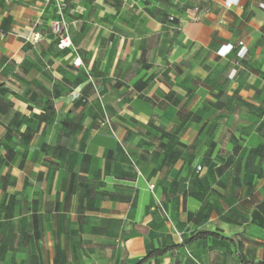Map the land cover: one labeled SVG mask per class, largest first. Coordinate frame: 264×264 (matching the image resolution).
Here are the masks:
<instances>
[{
	"label": "crops",
	"instance_id": "crops-1",
	"mask_svg": "<svg viewBox=\"0 0 264 264\" xmlns=\"http://www.w3.org/2000/svg\"><path fill=\"white\" fill-rule=\"evenodd\" d=\"M123 1L0 0V264H264V0Z\"/></svg>",
	"mask_w": 264,
	"mask_h": 264
},
{
	"label": "built area",
	"instance_id": "built-area-1",
	"mask_svg": "<svg viewBox=\"0 0 264 264\" xmlns=\"http://www.w3.org/2000/svg\"><path fill=\"white\" fill-rule=\"evenodd\" d=\"M47 1H55L56 6L58 9V16L57 18L53 21L51 27L53 29V33L56 36L58 40V48L61 51H74L76 52V49L74 47V43L72 40V36L69 30V24L66 22L64 19V14H63V5L60 3V0H47ZM240 0H225V6L227 8H231L233 6H238ZM40 35L37 34L35 36V41L39 40ZM242 45V44H241ZM242 49L241 54L244 56L246 52L243 51ZM74 67L80 68L83 65V62L80 57H76L74 62H73ZM81 98L80 93H73L70 97L72 102H75ZM151 190H154V186H151Z\"/></svg>",
	"mask_w": 264,
	"mask_h": 264
},
{
	"label": "rangeland",
	"instance_id": "rangeland-1",
	"mask_svg": "<svg viewBox=\"0 0 264 264\" xmlns=\"http://www.w3.org/2000/svg\"><path fill=\"white\" fill-rule=\"evenodd\" d=\"M123 3H125V1H123V0H121ZM116 2H118V0H105V5L106 6H111V5H113L114 3L116 4ZM124 5L125 4H123V8H124ZM126 8V7H125ZM63 9H64V7H63ZM137 8L136 7H132L131 9H126L127 11H129L130 13H132L133 14V16H134V19L136 20V14H137V12L139 11V10H136ZM126 11V13H128ZM136 11V12H135ZM64 13V12H63ZM141 14H142V12H141Z\"/></svg>",
	"mask_w": 264,
	"mask_h": 264
},
{
	"label": "trees",
	"instance_id": "trees-1",
	"mask_svg": "<svg viewBox=\"0 0 264 264\" xmlns=\"http://www.w3.org/2000/svg\"><path fill=\"white\" fill-rule=\"evenodd\" d=\"M206 237L210 236L209 234H204ZM213 237H216L214 235H212ZM167 253V250H155L153 252H151L148 255V258L146 260H144L141 264H144L147 260L154 258V257H162Z\"/></svg>",
	"mask_w": 264,
	"mask_h": 264
}]
</instances>
